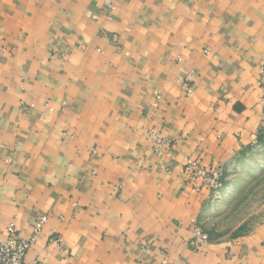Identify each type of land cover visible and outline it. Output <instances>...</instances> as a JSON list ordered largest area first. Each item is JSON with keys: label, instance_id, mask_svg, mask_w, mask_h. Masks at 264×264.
Returning a JSON list of instances; mask_svg holds the SVG:
<instances>
[{"label": "crops", "instance_id": "crops-1", "mask_svg": "<svg viewBox=\"0 0 264 264\" xmlns=\"http://www.w3.org/2000/svg\"><path fill=\"white\" fill-rule=\"evenodd\" d=\"M263 52L264 0H0V243L46 214L29 264H264L194 247L187 171L262 146Z\"/></svg>", "mask_w": 264, "mask_h": 264}, {"label": "rangeland", "instance_id": "rangeland-1", "mask_svg": "<svg viewBox=\"0 0 264 264\" xmlns=\"http://www.w3.org/2000/svg\"><path fill=\"white\" fill-rule=\"evenodd\" d=\"M229 176L223 195H217L195 225L208 236L207 245L253 238L264 251V144L240 160Z\"/></svg>", "mask_w": 264, "mask_h": 264}, {"label": "built area", "instance_id": "built-area-1", "mask_svg": "<svg viewBox=\"0 0 264 264\" xmlns=\"http://www.w3.org/2000/svg\"><path fill=\"white\" fill-rule=\"evenodd\" d=\"M260 75L264 79V52L260 60ZM264 137V113L258 127V137ZM149 139L157 152H160L166 141L160 134L152 132ZM187 171L192 181L201 182L202 186L209 189L212 195H218L224 188V174L220 169L206 168L200 163L191 162L187 166ZM49 221V216L44 214L38 218L29 236L18 234L14 225L8 228V237L0 243V264H29L26 260L28 253L37 244L42 235L45 225ZM208 236L196 226L193 229V245L196 249L205 247L208 243ZM60 242L59 239L55 240ZM166 264V262H165Z\"/></svg>", "mask_w": 264, "mask_h": 264}, {"label": "trees", "instance_id": "trees-1", "mask_svg": "<svg viewBox=\"0 0 264 264\" xmlns=\"http://www.w3.org/2000/svg\"><path fill=\"white\" fill-rule=\"evenodd\" d=\"M258 141H259L260 143L264 144V137L259 136V137H258ZM222 191H223V190H222ZM222 191H221V192H222Z\"/></svg>", "mask_w": 264, "mask_h": 264}]
</instances>
